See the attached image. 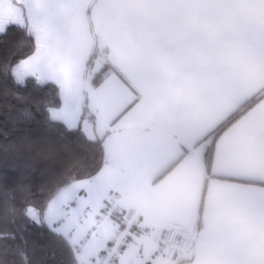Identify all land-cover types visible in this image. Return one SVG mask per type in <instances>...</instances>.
<instances>
[{"label":"snow or ice","instance_id":"1","mask_svg":"<svg viewBox=\"0 0 264 264\" xmlns=\"http://www.w3.org/2000/svg\"><path fill=\"white\" fill-rule=\"evenodd\" d=\"M49 258L264 264V0H0V264Z\"/></svg>","mask_w":264,"mask_h":264},{"label":"trees","instance_id":"2","mask_svg":"<svg viewBox=\"0 0 264 264\" xmlns=\"http://www.w3.org/2000/svg\"><path fill=\"white\" fill-rule=\"evenodd\" d=\"M63 147H64L65 153L68 156H71L75 152H84V151H86V149H84L83 146L76 145V144H71V143H66ZM38 166L41 167V168L47 166V161L44 160L43 158H40ZM35 238L42 245H48V243H49V241L47 240L46 237H40L39 235H36ZM51 251H52V249L49 248V257L51 256ZM48 264H55V262L51 258H49Z\"/></svg>","mask_w":264,"mask_h":264}]
</instances>
